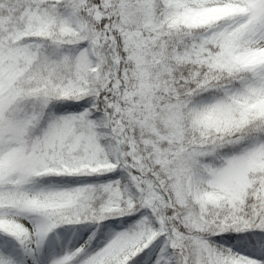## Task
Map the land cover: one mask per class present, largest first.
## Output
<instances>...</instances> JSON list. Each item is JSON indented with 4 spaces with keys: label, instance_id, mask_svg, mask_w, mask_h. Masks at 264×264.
<instances>
[{
    "label": "snow or ice",
    "instance_id": "snow-or-ice-1",
    "mask_svg": "<svg viewBox=\"0 0 264 264\" xmlns=\"http://www.w3.org/2000/svg\"><path fill=\"white\" fill-rule=\"evenodd\" d=\"M0 264H264V0H0Z\"/></svg>",
    "mask_w": 264,
    "mask_h": 264
}]
</instances>
